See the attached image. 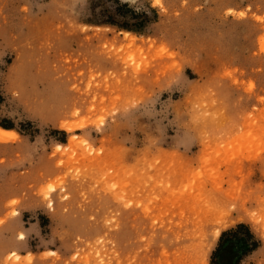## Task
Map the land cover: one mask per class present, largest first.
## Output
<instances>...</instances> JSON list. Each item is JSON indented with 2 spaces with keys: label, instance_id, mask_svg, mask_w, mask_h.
Segmentation results:
<instances>
[{
  "label": "rangeland",
  "instance_id": "1",
  "mask_svg": "<svg viewBox=\"0 0 264 264\" xmlns=\"http://www.w3.org/2000/svg\"><path fill=\"white\" fill-rule=\"evenodd\" d=\"M0 126V264H264V0H0Z\"/></svg>",
  "mask_w": 264,
  "mask_h": 264
},
{
  "label": "trees",
  "instance_id": "2",
  "mask_svg": "<svg viewBox=\"0 0 264 264\" xmlns=\"http://www.w3.org/2000/svg\"><path fill=\"white\" fill-rule=\"evenodd\" d=\"M110 22V21H109ZM5 128L9 126L1 124ZM260 241L245 223L222 232L210 256L211 264H242L245 257L256 250Z\"/></svg>",
  "mask_w": 264,
  "mask_h": 264
},
{
  "label": "bare ground",
  "instance_id": "3",
  "mask_svg": "<svg viewBox=\"0 0 264 264\" xmlns=\"http://www.w3.org/2000/svg\"><path fill=\"white\" fill-rule=\"evenodd\" d=\"M16 135L17 132L15 130L5 129L0 126L1 139ZM217 189L218 190H216V194L214 193L213 196L210 197V199L208 198L209 196L207 197L209 201L206 197L204 198L206 199V202L205 200L202 201L205 202V205L201 204L202 206L200 207V209H205V214L203 213V211L201 212L200 210L198 212L199 214L201 213L202 216H205L206 214L208 215H206V217L222 215L229 209L240 213H247V207L249 205H253L254 203H256L257 206L260 208V203L257 202L254 196V192L251 190L235 191L234 187H219Z\"/></svg>",
  "mask_w": 264,
  "mask_h": 264
}]
</instances>
